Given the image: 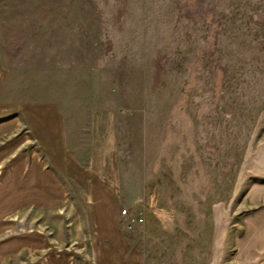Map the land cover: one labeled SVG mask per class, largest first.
<instances>
[{"label": "rangeland", "instance_id": "rangeland-1", "mask_svg": "<svg viewBox=\"0 0 264 264\" xmlns=\"http://www.w3.org/2000/svg\"><path fill=\"white\" fill-rule=\"evenodd\" d=\"M0 67L1 99L56 104L74 147L103 119L142 227L208 231L216 209L224 264L247 256L264 210V0H0ZM153 242L146 264H193L180 233Z\"/></svg>", "mask_w": 264, "mask_h": 264}, {"label": "crops", "instance_id": "crops-1", "mask_svg": "<svg viewBox=\"0 0 264 264\" xmlns=\"http://www.w3.org/2000/svg\"><path fill=\"white\" fill-rule=\"evenodd\" d=\"M2 74L0 67V90ZM101 120H93L84 151L72 145L56 104L15 106L0 96V264H146L147 248L159 232L180 233L193 264H224L228 229H222L216 209L208 231L151 232L142 227L145 220L137 223L143 215L121 194L113 131ZM124 207L128 212L121 215ZM15 219H22L19 232L13 230ZM245 230L240 247L247 256L229 264H264V210ZM207 233L208 263L201 257ZM184 256L181 264H191Z\"/></svg>", "mask_w": 264, "mask_h": 264}, {"label": "built area", "instance_id": "built-area-1", "mask_svg": "<svg viewBox=\"0 0 264 264\" xmlns=\"http://www.w3.org/2000/svg\"><path fill=\"white\" fill-rule=\"evenodd\" d=\"M122 214L125 215V214H126V211L123 210V211H122ZM143 222H144L143 217H139V218L137 219V223H138V224H142Z\"/></svg>", "mask_w": 264, "mask_h": 264}]
</instances>
